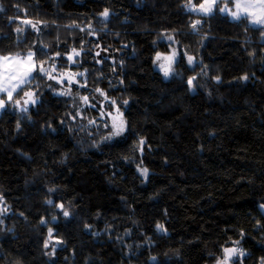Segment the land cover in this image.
<instances>
[{
  "label": "trees",
  "instance_id": "trees-1",
  "mask_svg": "<svg viewBox=\"0 0 264 264\" xmlns=\"http://www.w3.org/2000/svg\"><path fill=\"white\" fill-rule=\"evenodd\" d=\"M181 5L182 0H0V55L23 53L36 41L50 45L49 56L61 53L59 71L87 69V87L74 85L73 94L95 97L96 107H81L85 117L97 119L93 125L73 120L72 97L55 95L47 84L61 86L39 76L33 85L40 84L41 100L27 114L11 105L1 110L0 207L8 211L0 214V264H216L233 241L249 253L234 257V264H258L264 256L260 30L245 32L246 21L238 24L217 11L192 34L189 23L200 17ZM104 8L112 13L106 30L97 17ZM24 19L47 27L39 25L37 34ZM74 21L81 27L92 21L96 35L81 32ZM16 27L24 29L19 43ZM165 30H177L181 51L187 46L196 56L194 71L181 59L177 70L183 76L165 80L153 65L155 51H168L167 43H152ZM81 40L85 53L69 67L65 54L79 50ZM245 48L255 50V57ZM204 65L207 75H199L189 91L187 76ZM244 73L249 79L241 81ZM96 87L117 100L129 124L126 138L101 139L107 129L100 112L114 109ZM140 137L146 140L142 153L132 147ZM141 161L149 169L147 180L136 170ZM48 198L63 202L71 217L45 204ZM42 216L49 223L40 224ZM157 222L167 234L157 231ZM49 227L54 235L45 249ZM57 239L63 243L56 244L55 255H45Z\"/></svg>",
  "mask_w": 264,
  "mask_h": 264
},
{
  "label": "snow or ice",
  "instance_id": "snow-or-ice-1",
  "mask_svg": "<svg viewBox=\"0 0 264 264\" xmlns=\"http://www.w3.org/2000/svg\"><path fill=\"white\" fill-rule=\"evenodd\" d=\"M231 4V7L229 6ZM182 7L186 9L188 13H195L200 19L191 20L189 23V29L192 34H199V28L202 25L204 17H213L217 14V11L220 14L226 15L230 18L231 21L236 23L247 22L245 24V32L248 31L249 27L256 28L260 30V39L261 43H264V0H224V3L221 5L220 0H200V3L197 4L194 0H182ZM14 7H18L14 5ZM0 10H2V6H0ZM112 15L110 9L104 8L103 11L97 14L99 22L105 25V29L107 27L108 18ZM9 21H12V17L8 18ZM17 19H19L17 17ZM24 25H30L32 29L39 34L40 27L39 25L43 24L44 27H47V24L42 21L33 22L30 19H24L20 21ZM73 26L78 27L81 32L87 31L89 35H96V29L92 26V21H89L87 25L81 27L80 25L73 22ZM14 32L17 33V42H20L19 34L24 31L21 27H16L13 29ZM176 31L173 30L169 33L167 30L162 31L158 34L156 40H153V45H157L158 43H167L168 51L161 52L155 51L154 56L152 57V63L156 66L159 72L162 74L165 80H169L175 77H182V71L177 70V65L181 59L186 61V67L190 71H194V68L197 64V58L195 55L189 54L187 50V46H184V50L181 51L179 45L180 41L176 39ZM117 35H119L117 33ZM7 38V37H4ZM206 38V36L201 37V43ZM245 43H247L245 41ZM176 45V47H173ZM56 46L59 47V38L57 37ZM125 47L127 45H124ZM97 48L100 45H96ZM35 49V50H34ZM50 51V45L43 44L41 42L34 41L32 46H30L23 53L16 54H6L0 55V109H5L9 105H11L14 109L18 110L22 114H27L29 112L30 106H35L41 100V95L38 91L40 88V84L36 83L33 85V80L36 76H39L42 80H47L48 82L55 81L56 84L60 85L61 88L57 90L52 86L51 83L47 84V87L54 92L55 95L58 96H67L72 97L73 106L75 108V114L68 113L73 120L77 117L81 119H88L83 115V110L81 106L87 107H96L95 104L91 103V99H95L93 96L91 99L87 95H79L77 92L75 95L73 94V86L79 85L80 88L87 87V69L83 72H72L70 70L59 71V65L55 63V61L61 57V53L59 51L53 53L52 55H47ZM107 51V49H105ZM135 51V49H133ZM245 51L247 49L245 48ZM261 52L264 53V49H261ZM43 53L45 58L40 59L38 54ZM84 41L81 40V47L78 50L73 47L70 53H66L67 60L69 62V67L73 66L76 62V58L84 55ZM247 55L249 57H255L256 51H247ZM100 52L95 53V57H99ZM97 63L101 61L97 60ZM201 65L203 61L199 62ZM121 67L123 66V61L120 62ZM115 71V69H112ZM199 75H207V66L204 65L201 69V73L195 75L187 76L186 84L189 91H193L196 87V81L198 80ZM79 77H84V83L79 82ZM215 81L221 82L222 77L220 75H216L212 77ZM241 81H246L249 79V75L244 73L239 77ZM123 83V81H120ZM67 84V87L64 85ZM111 86V85H110ZM95 92L98 93L104 100H110L111 106L114 111H101L100 116L106 117L104 122V127L107 129V135L101 137L104 141H115L117 138H126L129 132V124L125 119L124 113L121 111L117 100L114 98H110L105 90L100 87L95 88ZM23 93L21 96L20 94ZM19 97V98H17ZM77 99L79 104H77ZM123 105H127L129 103L128 100L122 101ZM103 108V105H101ZM29 119L31 117L29 116ZM61 123H64L61 120ZM97 123L96 118L88 119V125H93ZM16 127L19 129L21 127L20 122H17ZM48 128L55 132L56 129L52 127L51 124L47 125ZM71 131V129H70ZM146 143L145 138L140 137L138 140L133 142V150L143 152L144 145ZM128 159V157H125ZM143 161L140 164H137L136 170L139 174L144 177L145 180L148 179L149 169L146 167H142ZM55 188H49L48 192H55ZM4 201V197L0 195V204ZM47 205H54V208L62 213L64 218H70L72 213L71 211L65 207L63 202L56 203L52 199L48 198L44 201ZM261 211H264V204L260 206ZM8 211L5 207H0V214ZM21 216L24 213H20ZM53 221L57 220V216L53 215L51 217ZM40 224H47L49 221L45 217H41ZM0 224H3V221L0 220ZM260 224V221H257V225ZM86 228L91 227L90 225H85ZM156 229L159 232L167 234V229L165 226L159 222L156 224ZM11 231V229H8ZM54 235V229L48 228V239L44 241L43 247L48 249L51 243V240ZM96 235V233H94ZM241 238L244 236L243 230L240 232ZM63 243L62 240L57 239L55 244H51L52 251L45 252V255L54 256L56 252V244ZM233 247H223L222 257H218L216 259V264H234L233 258L239 256L241 259L245 258L249 253L245 252L244 249L240 248L238 245L240 241H233ZM153 260L156 257H152ZM259 264H264V256L260 258Z\"/></svg>",
  "mask_w": 264,
  "mask_h": 264
},
{
  "label": "rangeland",
  "instance_id": "rangeland-1",
  "mask_svg": "<svg viewBox=\"0 0 264 264\" xmlns=\"http://www.w3.org/2000/svg\"><path fill=\"white\" fill-rule=\"evenodd\" d=\"M195 2V1H194ZM195 3L199 4L200 0H197ZM221 5L224 3V0H220ZM231 7V4L229 5ZM195 14V13H194ZM229 18V17H228ZM230 19V18H229ZM264 212V211H263ZM259 264V263H258Z\"/></svg>",
  "mask_w": 264,
  "mask_h": 264
},
{
  "label": "crops",
  "instance_id": "crops-1",
  "mask_svg": "<svg viewBox=\"0 0 264 264\" xmlns=\"http://www.w3.org/2000/svg\"><path fill=\"white\" fill-rule=\"evenodd\" d=\"M2 109H0V112H1Z\"/></svg>",
  "mask_w": 264,
  "mask_h": 264
}]
</instances>
